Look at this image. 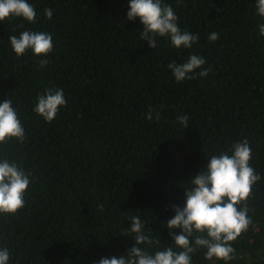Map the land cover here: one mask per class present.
I'll use <instances>...</instances> for the list:
<instances>
[{
	"label": "trees",
	"instance_id": "trees-1",
	"mask_svg": "<svg viewBox=\"0 0 264 264\" xmlns=\"http://www.w3.org/2000/svg\"><path fill=\"white\" fill-rule=\"evenodd\" d=\"M30 2L36 23L0 22V100H13L26 131L22 143L0 144V153L32 173L25 207L0 215V245L11 249L12 264L118 256L135 243L125 236L128 212L159 231L161 242L170 239L161 221L174 214L171 205L183 204L184 183L208 153L239 139L249 140L251 164L264 177V38H257L255 0H166L181 27L199 35L192 49L142 41L143 25L126 20L127 0ZM26 28L53 35L43 68L31 52L11 50L9 35ZM192 52L211 72L178 84L167 64ZM52 86L63 88L67 104L48 123L32 109ZM150 109L159 121L147 119ZM184 114L187 128L176 120ZM246 206L258 228L233 242L241 258L232 264H264V179ZM202 255L196 264H208Z\"/></svg>",
	"mask_w": 264,
	"mask_h": 264
},
{
	"label": "clouds",
	"instance_id": "clouds-1",
	"mask_svg": "<svg viewBox=\"0 0 264 264\" xmlns=\"http://www.w3.org/2000/svg\"><path fill=\"white\" fill-rule=\"evenodd\" d=\"M253 15L259 17L257 38H264V0H255ZM54 10L44 8L43 15L51 20ZM38 13L30 0H0V22L22 18L30 24L37 22ZM173 6L166 0H127L126 20L143 25L139 38L156 48L159 38L167 40L175 49H192L199 35L182 28ZM10 47L17 56L31 52L40 68L49 63L46 57L54 50L53 35L46 30L26 28L19 34L9 35ZM219 39L216 31L208 40ZM206 58L192 52L182 61H170L167 68L179 84L186 80L206 78L211 65L205 67ZM67 100L63 88L46 87L33 104V112L51 123ZM161 119L160 112L147 113V119ZM180 126L189 127V117L176 118ZM26 131L19 118L18 108L11 98L0 100V144L9 140L23 142ZM252 147L247 138L239 139L226 149L207 154V163L182 186V205H171L173 215L161 226L168 230L170 239L161 242L159 231L146 229L137 212L125 218L131 221L125 228L135 243L121 254L102 256L94 264H196L194 259L202 252L201 259L208 264H232L240 259L233 242L258 224L246 206L254 186L262 181L261 173L251 164ZM32 184V173L17 161L0 153V215H14L25 207ZM124 218V219H125ZM155 233V234H154ZM12 251L0 245V264H12Z\"/></svg>",
	"mask_w": 264,
	"mask_h": 264
}]
</instances>
